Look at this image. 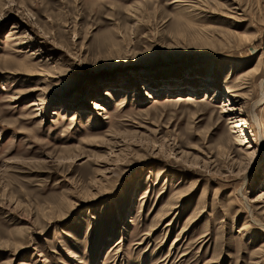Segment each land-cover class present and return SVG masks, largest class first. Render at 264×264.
Listing matches in <instances>:
<instances>
[{
	"label": "rangeland",
	"instance_id": "rangeland-1",
	"mask_svg": "<svg viewBox=\"0 0 264 264\" xmlns=\"http://www.w3.org/2000/svg\"><path fill=\"white\" fill-rule=\"evenodd\" d=\"M262 194L264 0H0V264H264Z\"/></svg>",
	"mask_w": 264,
	"mask_h": 264
},
{
	"label": "bare ground",
	"instance_id": "bare-ground-1",
	"mask_svg": "<svg viewBox=\"0 0 264 264\" xmlns=\"http://www.w3.org/2000/svg\"><path fill=\"white\" fill-rule=\"evenodd\" d=\"M40 50V49H39ZM38 53V52H37ZM40 53H42V52H40ZM36 55H38V54H36ZM39 56H41V55H39ZM261 65V64H260ZM260 65L257 67V68H259L260 67ZM242 79V78H241ZM235 89V88H234ZM239 89V88H238ZM240 90H242V89H240ZM43 91V90H42ZM44 93V92H43ZM150 94V93H149ZM226 94H227V96H228V98H234L235 100H237V99H241L242 97H241V95L239 94V90H233V89H230V90H228L227 92H226ZM105 96L106 97H109L110 96V94H109V92L108 91H106V94H105ZM147 96H148V94H147ZM243 100V99H242ZM233 101V100H232ZM178 102H176V104H177ZM43 104H44V102H43V99H40V102H35V103H32L31 104V107H35V106H43ZM237 102L235 103V104H230L229 103V101H227V103L226 104H224V107H226L227 109L224 111V112H227V113H229V116H231V117H234V119L236 120V122H235V125H234V127H232V129H234V132H232V133H234V134H236V135H238L237 136V139H235V140H237L236 142H237V145L238 146H245V145H247V144H249V147L247 148L248 150H250V149H254V147H252L251 146V140H250V142H249V138H248V136H247V131L249 130L250 131V129H249V123L244 119V118H241V116H243L244 114L243 113H241V110H239V108H238V106H237ZM178 105V104H177ZM94 108L96 109V110H105V108L103 107V104H99V103H96L95 105H94ZM36 109H38V108H36ZM223 112V113H224ZM238 119V120H237ZM233 131V130H232ZM250 134L252 133L251 131L249 132ZM251 136V135H250ZM241 138L242 139H244L243 141H241ZM254 141V140H253ZM255 142V141H254ZM254 155L253 154V152L252 153H248V155ZM247 155V154H246ZM250 156H248V158H249ZM257 198L255 199L254 198V201H253V204H255V203H258L256 206H253V204H251L250 206H248L249 208H250V211L252 212L251 214H250V216L253 218V220H254V222H256V219L254 218V215L257 213V211L259 210H261V209H263L264 208V194H262V195H258V196H256ZM261 205H263L262 207H259V206H261ZM264 210V209H263ZM248 228H249V225H246V226H244L243 227V231H245V230H248ZM70 258H72V259H74V258H77V256H75L73 253H70Z\"/></svg>",
	"mask_w": 264,
	"mask_h": 264
}]
</instances>
